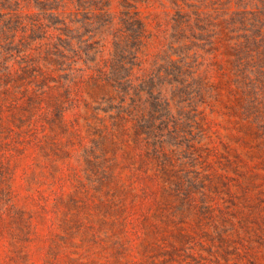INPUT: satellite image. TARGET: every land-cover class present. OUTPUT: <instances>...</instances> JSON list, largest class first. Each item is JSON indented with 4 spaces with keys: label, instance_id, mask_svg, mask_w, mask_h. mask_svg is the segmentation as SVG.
Instances as JSON below:
<instances>
[{
    "label": "rangeland",
    "instance_id": "374dc122",
    "mask_svg": "<svg viewBox=\"0 0 264 264\" xmlns=\"http://www.w3.org/2000/svg\"><path fill=\"white\" fill-rule=\"evenodd\" d=\"M164 4L139 6L154 38L174 14ZM215 9L213 24L264 2ZM61 28L72 51L73 27ZM65 55L41 101L0 95V264H264V129L244 114L243 92L228 94L214 72L213 89L192 84L190 102L176 99L167 117L150 91L136 137L110 119L107 90L80 87L73 109Z\"/></svg>",
    "mask_w": 264,
    "mask_h": 264
},
{
    "label": "trees",
    "instance_id": "16d2710c",
    "mask_svg": "<svg viewBox=\"0 0 264 264\" xmlns=\"http://www.w3.org/2000/svg\"><path fill=\"white\" fill-rule=\"evenodd\" d=\"M219 1L0 0V95L16 101L20 91L41 101L56 89L61 71L57 62L69 51L73 52V109L80 87L107 90L110 119L129 126L136 137L144 134L138 128L148 116L152 92L157 113L163 110L168 117L176 99L179 104L190 102L185 93L194 92L192 84L213 89L214 72H220V83L228 94L233 95L231 86L243 92L244 114L256 118L264 129V11L234 13L238 20L229 15L213 24L211 11L217 12ZM241 1L253 2L257 8L264 2ZM150 3L162 7L166 3L174 10L166 25L170 27H164L156 38L139 12L140 5ZM32 9L38 11L35 16L25 14ZM61 27H73L72 51ZM206 46L212 52L207 53ZM152 50L156 52L153 60ZM207 55L210 63L206 66ZM218 56L224 62H218L214 70L210 67ZM160 123L165 127L161 129L164 138L171 132L164 118ZM157 140L150 147L160 153L165 143L157 145Z\"/></svg>",
    "mask_w": 264,
    "mask_h": 264
}]
</instances>
